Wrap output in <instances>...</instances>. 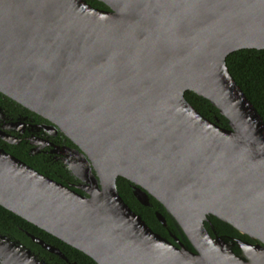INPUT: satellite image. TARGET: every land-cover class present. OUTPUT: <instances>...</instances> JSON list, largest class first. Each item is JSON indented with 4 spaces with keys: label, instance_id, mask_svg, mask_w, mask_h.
Instances as JSON below:
<instances>
[{
    "label": "water",
    "instance_id": "1",
    "mask_svg": "<svg viewBox=\"0 0 264 264\" xmlns=\"http://www.w3.org/2000/svg\"><path fill=\"white\" fill-rule=\"evenodd\" d=\"M96 1L0 0V92L77 145L65 162L81 180L0 147V205L97 264H264V119L226 63L264 49V0ZM118 177L141 204L159 201L181 238L150 227ZM210 214L254 242L212 235ZM22 253L6 263L39 264Z\"/></svg>",
    "mask_w": 264,
    "mask_h": 264
},
{
    "label": "flooded vegetation",
    "instance_id": "2",
    "mask_svg": "<svg viewBox=\"0 0 264 264\" xmlns=\"http://www.w3.org/2000/svg\"><path fill=\"white\" fill-rule=\"evenodd\" d=\"M0 147L56 181L63 182L64 184H72L74 186L81 183V180L72 173L65 162V158L68 156L67 152L70 151L66 147L78 149L77 145H75L51 120L28 109L1 92ZM129 184L131 187L130 181ZM76 190L79 193L86 194L84 190L78 188ZM151 197L152 196H150V201L152 203ZM151 206H153V203ZM156 210L158 209H155L154 213ZM164 215L169 225L166 227L160 224L165 231L152 228L167 237L170 241L175 242L174 235L179 234V231L176 227L172 228L167 213ZM37 228L43 232H35L29 229L22 221H13L10 228L6 222H0V264H7L6 259L8 256L18 263L21 261L22 252L25 250H29L30 255L35 257L39 264H81L77 258L68 255V251L63 243L80 252L83 251L64 242L50 232L38 226ZM211 234L213 235L214 233ZM177 236L181 238L180 234ZM36 238L45 244L58 248L60 252L51 251L38 241V239L36 240ZM244 239L254 242L251 238Z\"/></svg>",
    "mask_w": 264,
    "mask_h": 264
},
{
    "label": "trees",
    "instance_id": "3",
    "mask_svg": "<svg viewBox=\"0 0 264 264\" xmlns=\"http://www.w3.org/2000/svg\"><path fill=\"white\" fill-rule=\"evenodd\" d=\"M93 5L103 6L96 0H87ZM226 63L230 73L241 86L247 97L252 101L264 119V49L243 48L230 53L226 58ZM185 97L195 106L203 115L214 118L218 117L222 124L227 125V120L218 112V110L205 98L195 94L192 91H186ZM117 186L121 194L125 196L130 205L146 220L153 228L165 231L157 219L154 210L158 209L166 214L163 205L151 197L153 206L141 204L134 196L129 181L123 177H118ZM13 221H22L29 229L35 232H43L34 224L26 221L22 217L0 206V222H6L10 228ZM211 233L225 234L230 236H240L250 239L249 236L240 233L230 224L220 220L214 215H208V221L205 222ZM68 251V255L77 258L81 264H97L88 255L80 252L63 243Z\"/></svg>",
    "mask_w": 264,
    "mask_h": 264
}]
</instances>
